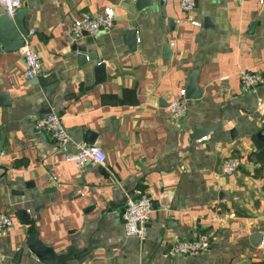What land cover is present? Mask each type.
<instances>
[{"label":"crops","instance_id":"0c3cea01","mask_svg":"<svg viewBox=\"0 0 264 264\" xmlns=\"http://www.w3.org/2000/svg\"><path fill=\"white\" fill-rule=\"evenodd\" d=\"M132 3L25 1L40 75L57 79L52 103L25 77L21 50L0 43V95L10 101L0 104V175L10 181L0 177V210L14 220L0 232V264H47L28 254L35 233L56 255L69 252L66 264H264L263 238L252 242L264 234V1L195 0L188 15L167 0L165 16L159 0L134 13ZM107 7L111 29L68 40L75 20ZM127 29L137 31L134 49ZM77 44L96 60L80 61ZM240 70L262 76L254 93L242 92ZM194 73L203 96L185 98L187 113L173 119L168 104ZM50 106L69 132L65 146L34 127ZM88 138L106 162L77 169L65 157ZM230 156L239 163L226 175ZM140 196L153 203L144 241L124 231L123 201ZM201 233L212 237L206 253L166 255Z\"/></svg>","mask_w":264,"mask_h":264},{"label":"built area","instance_id":"2783aa9c","mask_svg":"<svg viewBox=\"0 0 264 264\" xmlns=\"http://www.w3.org/2000/svg\"><path fill=\"white\" fill-rule=\"evenodd\" d=\"M26 0H0V7L3 12L12 17L20 9ZM264 0H262L263 2ZM195 0H180L181 10L188 15L194 10ZM115 12L112 7H107L100 14L85 15L75 20L72 24L68 40L73 41L83 36L84 32L89 35H97L111 29L114 25ZM192 25L200 26V22L192 20ZM33 31H30V35ZM22 58L25 64V77L27 79L36 78L41 74V56L39 52L29 43L28 37L25 45L21 49ZM240 87L244 93H254L258 85L263 81L258 72L240 70L238 73ZM168 112L171 118L181 119L187 113L185 91L181 92L179 98L173 99L168 104ZM35 129L49 132L54 140L60 145L65 146L70 142V135L63 124L61 117L52 113L48 117L39 118L34 123ZM66 161L72 162L77 169H83L90 164H104L107 159L106 151L99 145L80 143L76 153L66 155ZM239 159L230 156L224 161V173L232 175L236 172ZM49 180L57 182L55 176H49ZM153 213L152 200L147 196L128 197L123 212L124 231L128 237H136L144 241L148 233V223ZM14 225V220L5 211L0 210V232L10 229ZM264 236V234H263ZM212 237L201 233L196 238L186 239L176 242L170 246L166 255L175 256H199L206 253L211 245ZM264 244V237H263Z\"/></svg>","mask_w":264,"mask_h":264},{"label":"water","instance_id":"95a60500","mask_svg":"<svg viewBox=\"0 0 264 264\" xmlns=\"http://www.w3.org/2000/svg\"><path fill=\"white\" fill-rule=\"evenodd\" d=\"M167 0H159V4L162 7V14L163 16L166 15L165 7H166ZM152 0H133L131 5H126L125 7L129 12L134 13L136 10L141 11L144 8H147L151 5ZM124 7V6H123ZM27 13L26 7H21L17 10L14 16L10 17L8 15L1 14L0 15V43L4 44V49L7 51H19L25 45V39L28 37L29 30L24 25V18ZM208 21V18L206 19ZM174 24V21H172ZM85 35H89L87 32H84ZM127 38L130 42V45L134 49L137 41V31L135 29H127L126 33ZM74 51L79 52L80 61H95L96 54L95 53H87L86 45H74ZM167 54H170L169 46L166 49ZM100 68L104 67V64L99 65ZM99 82V81H98ZM30 83L32 85H40L43 89L45 97L49 103H52V94H54L57 86V79L54 75L43 74L37 76L36 78L30 79ZM203 96L202 90H200L197 80H196V73H194L189 81V85L185 91V98L190 100L200 99ZM10 101L5 99L2 95H0V104L1 105H9ZM46 114L43 116L48 117L50 114L53 113L52 107H47L44 111ZM196 133V132H195ZM202 133L197 134L200 136ZM259 139L264 141V129L258 132ZM202 136V135H201ZM4 133L0 134V155L2 153V149L4 146ZM88 144L93 145L95 144L96 140L93 138H88L86 141ZM4 167L0 164V170ZM6 170H4V174H1L0 177H5L7 181ZM10 184V181H7ZM127 199L123 201L125 204ZM263 235L262 233H255L252 236L253 245L258 246L262 242ZM28 254L33 257L39 258L41 261L47 264H66L67 260L71 258L72 255L69 252L65 255H56V253L38 240V234H32L28 239Z\"/></svg>","mask_w":264,"mask_h":264}]
</instances>
